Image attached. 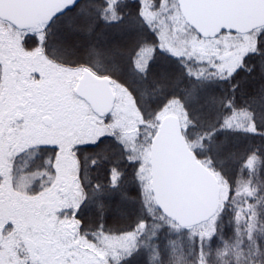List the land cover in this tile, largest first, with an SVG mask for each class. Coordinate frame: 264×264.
I'll use <instances>...</instances> for the list:
<instances>
[{
    "label": "snow or ice",
    "instance_id": "obj_1",
    "mask_svg": "<svg viewBox=\"0 0 264 264\" xmlns=\"http://www.w3.org/2000/svg\"><path fill=\"white\" fill-rule=\"evenodd\" d=\"M0 264H264V0H0Z\"/></svg>",
    "mask_w": 264,
    "mask_h": 264
}]
</instances>
